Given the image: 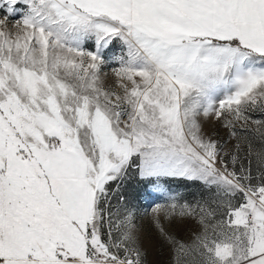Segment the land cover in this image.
Returning a JSON list of instances; mask_svg holds the SVG:
<instances>
[{"label": "snow or ice", "instance_id": "snow-or-ice-1", "mask_svg": "<svg viewBox=\"0 0 264 264\" xmlns=\"http://www.w3.org/2000/svg\"><path fill=\"white\" fill-rule=\"evenodd\" d=\"M0 11V264H264V0Z\"/></svg>", "mask_w": 264, "mask_h": 264}, {"label": "rangeland", "instance_id": "rangeland-1", "mask_svg": "<svg viewBox=\"0 0 264 264\" xmlns=\"http://www.w3.org/2000/svg\"><path fill=\"white\" fill-rule=\"evenodd\" d=\"M0 14H2V11H0ZM154 197H145L142 199V206L144 208H148L150 210V206H153V200ZM157 203H161L163 201L156 200ZM144 223L146 227L149 223V218L145 217ZM149 260L154 262V264H164V262L167 260V253L165 251H161L158 248V242L153 238L151 241V244L149 246Z\"/></svg>", "mask_w": 264, "mask_h": 264}]
</instances>
